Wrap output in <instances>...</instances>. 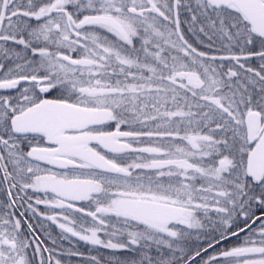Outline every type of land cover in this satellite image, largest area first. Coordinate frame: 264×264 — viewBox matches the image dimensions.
Listing matches in <instances>:
<instances>
[{"label":"snow or ice","instance_id":"6c2138e0","mask_svg":"<svg viewBox=\"0 0 264 264\" xmlns=\"http://www.w3.org/2000/svg\"><path fill=\"white\" fill-rule=\"evenodd\" d=\"M0 264H264V0H0Z\"/></svg>","mask_w":264,"mask_h":264}]
</instances>
